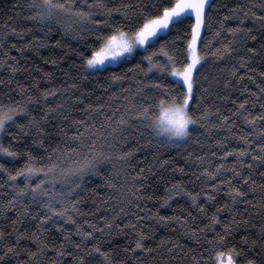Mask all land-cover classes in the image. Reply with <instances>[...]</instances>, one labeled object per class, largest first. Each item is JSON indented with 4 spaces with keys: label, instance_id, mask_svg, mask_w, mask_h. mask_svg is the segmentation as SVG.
<instances>
[{
    "label": "trees",
    "instance_id": "trees-1",
    "mask_svg": "<svg viewBox=\"0 0 264 264\" xmlns=\"http://www.w3.org/2000/svg\"><path fill=\"white\" fill-rule=\"evenodd\" d=\"M157 2L163 3L164 0H157ZM105 3L109 8H113L111 15L119 23H124L123 4L130 3L133 8L138 4L151 7V0H105ZM262 4L264 0H215V6L209 10L210 26L202 33L204 42L209 45V48L204 51L220 47L231 39L232 34L227 31L222 32L221 37L214 36L225 14L229 15V19L225 21L226 27L239 26L245 30L251 29L250 33L243 31L237 34L236 42L232 45L234 50L230 55L226 54L219 59L206 56V62L200 70V75L197 76V87L200 89L197 97L203 92L204 87L211 85L208 92L204 93L206 100L201 103L200 110L211 107L218 108L220 112L210 115L207 125L203 121H198L191 126L190 139L179 148H171L168 143H161V138L156 137L144 124H133L124 133L127 141L134 147L133 156L124 162L119 159V153H115V158L102 163L99 173H93L87 177L82 189L77 190L79 213L74 218L85 231H92L90 225L102 227L106 220L113 221L115 218L111 229H106L104 233L95 232L94 238H88L85 241L87 247L99 243L102 248L110 250L116 264L120 261H124L125 264H139L130 252H126L127 248L134 247L138 233L131 228L116 227L129 222L151 233V237L146 240L149 247L160 244L162 240H170L183 249L182 251L174 250L176 258L172 260L169 259L172 254L163 251L160 264H192L191 256L201 252L204 258L200 264H213L214 251H226L227 247L233 244L242 246L238 236L229 237L223 248L217 245L215 249L208 245L205 239V237L213 238L216 232H221L223 229V223L210 225L209 217L221 203L228 200L224 192L217 194L216 202L208 201L207 196L203 194L198 198L197 202L204 204L207 209L206 215L193 206L192 200L186 194L173 196L167 204L164 200L173 184H178L187 192L201 190L211 192L212 189L207 184L215 183V180H207L202 175V170L205 167L215 170L220 163H225L226 168H230L235 163L236 157L233 155L228 156L226 160L222 159L223 152L237 146H247L239 139V135H248L251 132L249 139L253 141L252 147L255 148V141L259 139L257 130L242 119L237 121L233 129L236 135L228 134L226 141L224 138L227 130L214 127L213 124L221 122L219 118L221 114L236 119L229 109L235 110L239 101L244 99L248 100L246 107L249 111L264 112V108L260 107L264 104V95L259 94L258 88V85L264 87V75H261L264 73V21L258 18L264 16ZM117 8L120 10L116 11ZM30 11L29 0H0V44L3 45L0 47V61L7 60V63H0V103L27 104L30 113L28 118H25L23 113L15 118L19 124L26 126V133L17 125L0 133V141L5 146L11 145L12 150L18 152L15 157L0 154V163H5L6 167L13 172L27 164L29 152L38 160L51 147L58 144L60 148H64L66 140L71 143V134L77 128L73 121L90 120L85 111L88 104L103 105L102 108L94 109L93 112L95 122L100 123L104 121V115L101 113L111 112L116 108L131 109L134 104L152 102L153 98H158L161 89L152 87L158 79L162 84L169 86L173 81L167 72L161 73L159 70L160 66L166 62V57L159 53L154 55L153 63L156 66L151 71L148 70V61L144 57L157 52L165 40L173 41L174 31L170 35L167 33L161 35L160 41L149 47L148 51H139L128 61L87 74L84 57L90 55L94 43H98L89 29H94L97 25L90 21L61 17L59 22L56 20L47 22L52 27V31L48 32L44 27L45 22L40 21L39 18L35 21L28 18ZM245 12H247L246 17ZM93 19H107V16L104 15V10H98ZM13 28L17 31L13 32ZM25 28L31 30L22 32L21 29ZM250 36L257 38L252 40ZM57 41L60 43L57 44ZM30 42L33 47H26ZM176 43L179 46L183 42ZM249 48H255L257 52H249ZM241 56H244L245 60L242 61ZM53 60L56 62L52 63ZM9 65H15L19 70L13 72ZM137 65L140 67L137 68ZM234 69L235 76L232 75ZM114 76L120 79H114ZM240 77L243 78L240 79ZM73 83L77 87L72 88ZM21 87L24 88V92H21ZM29 89L32 90L30 94L33 97L45 90L55 91L56 95L47 97V101L53 107L64 103V109L61 111L68 112L69 119L62 121L57 112H52L49 113V119L43 121L44 100H41L39 105L29 103L26 96ZM65 89L68 90L65 91ZM169 90L173 89L171 87L163 89V91ZM75 96L87 97V99L83 104L74 107L78 104L74 99ZM233 101L236 103L234 104ZM31 116H35L37 121H43L40 126L46 132H38L35 127L28 124ZM62 132L69 134L64 136ZM17 135L19 138H14ZM41 138L44 139L46 148H42L39 142H35ZM124 147L127 148L128 144L126 143ZM213 152L217 154L213 156ZM198 157L201 159H197ZM141 169L144 170L143 175L147 176L146 180H140L137 176ZM244 171L246 174L248 170ZM222 174L232 175L231 171L223 170ZM197 176L200 178L197 179ZM253 177L257 180V184L252 186L255 191L249 187L251 182L244 186L248 192L246 199L249 203H240L235 207L238 209L237 219L247 218L250 221L248 225L241 227L240 234L248 235L250 240H257L256 249L260 250L264 245V242L259 239L260 226L264 224V180L255 172ZM33 180L36 178L33 177ZM24 183L27 181L23 177L17 178V184L20 187H23ZM0 184H3V187H0V228L12 232V221L17 220L19 210L27 206V213L14 227L26 233L35 232L39 235L41 230L38 217L42 211L31 202L30 196H25L22 201H18L15 208L5 207L6 202L15 195V190L8 181L7 173L2 171H0ZM57 199L60 197L57 196ZM68 206L71 209V205ZM157 212L165 216L184 217L187 223L182 226L178 219L168 221L167 225L157 223L155 219ZM137 214L141 217L139 221L136 218ZM219 215L222 221L231 218L229 213L221 212ZM60 222L64 224L63 231L50 222L47 230L43 231L41 239L45 240L50 247L32 258L34 264H73L74 256L79 250L75 249L73 243L65 241L64 237L71 233V241L80 242L82 238L75 233L76 224ZM213 227L215 232L212 230ZM192 228L203 230L197 232V235L201 237V244H197L192 238ZM5 240L14 241L15 233L13 232L11 236L6 235ZM85 244H82V248ZM53 245L55 248L63 246L66 252L73 255L59 257L55 254V249L51 247ZM190 247L193 249L192 252L188 251ZM29 249L35 251L36 242L22 241L18 258L22 264H28ZM160 254L159 250L151 255L145 253L141 259L146 264H156L152 257Z\"/></svg>",
    "mask_w": 264,
    "mask_h": 264
},
{
    "label": "snow or ice",
    "instance_id": "snow-or-ice-1",
    "mask_svg": "<svg viewBox=\"0 0 264 264\" xmlns=\"http://www.w3.org/2000/svg\"><path fill=\"white\" fill-rule=\"evenodd\" d=\"M214 6L215 0H164L163 3L151 0L150 8L144 4H138L133 8L132 4L128 3L122 5L124 8V23H119L112 17L113 8H109L105 0H39L38 3L37 0H29L31 11L28 18L33 21L39 18L40 21L45 22L44 27L48 32L52 31V27L47 22L53 20L59 22L61 17L78 21H90L97 25L96 28L89 29L98 43H94L90 55L84 57L86 71L99 70L106 64L126 61L137 51L138 47H143L144 51H148L149 47L160 41L161 33L170 35L174 31L175 39L173 41L165 40L157 52L150 53L144 59L148 61V70L151 71L156 66L153 63L154 55L159 53L166 57V62L160 66L159 70L161 73L167 72L169 76L175 79L172 81L171 86L162 84L158 79L152 84L153 88L161 89L158 98H153L152 102L145 101L142 104H134L131 109L127 107L123 110L116 108L111 112L101 113L104 115V121L100 123L95 122L93 112L94 109H100L103 105L93 106L88 104L85 111L90 120L73 121L77 128L71 134V143L67 140L64 141V148H60L57 144L43 153L38 160L29 152L27 164L15 172L10 171L5 163H0V171L7 173L8 181L11 182V187L15 190V195L6 202L5 207L15 208L18 201H22L25 196H30L31 202L36 204L37 208L42 211V214L38 217L40 221L39 229L41 230L39 235L35 232L26 233L14 227L15 224L21 222V218L27 213V206L19 210L17 220L12 221V232L0 228V264H22L18 258L21 243L24 240L36 242V250L31 251L29 249L28 259V264H34L32 258L37 257L38 253L50 247L45 240L41 239L43 231L47 230L49 222L63 231L64 224L60 221L76 224L75 233L82 238L80 242H75L70 240L71 233L64 237L65 241L73 243L75 249L79 250L74 256L73 264H116L110 250L102 248L99 243L92 244L91 247H87V244H85L88 238H94L95 232L104 233L106 229H111L115 218H113V221L106 220L102 227L90 225L92 231H85L74 218L79 213L77 190L82 189L87 177L93 173H99L102 163L115 158V153H119V159L124 162H127L133 156L134 147L124 135L133 124H144L156 137L161 138V143L176 145L187 143L191 137V126L197 124L198 121H203L207 125L209 116L220 112L218 108L211 107L200 110L201 103L206 100L204 93L208 92L211 85L204 87L203 92L197 97V92L200 91L197 87V76L200 75V70L206 62V56H214L219 59L226 54L230 55L234 50L232 45L236 42L237 34L243 31L250 33L251 29L245 30L239 26L226 27L225 21L229 19V15L225 14L214 36L221 37L222 32L227 31L232 34L231 39L220 47L204 51V49L209 48V45L205 44L202 33L210 26L209 10ZM261 7H264V4ZM152 9H155V11H152ZM98 10H104L107 19H93ZM115 10L119 11L120 9ZM244 15L246 17L247 12ZM258 18L264 21V16ZM30 30L29 28L21 29L22 32ZM12 31L16 32L17 29L13 28ZM249 38L255 40L257 37L250 36ZM177 41L183 43L177 46ZM59 43L57 41V44ZM2 46L0 44V47ZM26 47H33V45L30 42ZM20 51H23V49H20ZM248 51L257 52L255 48H249ZM12 59L15 58L12 57ZM241 60H245V57L241 56ZM51 62L55 63L56 61ZM0 63H7V60L0 61ZM9 67L13 72L19 70L15 65H9ZM136 67L139 68L140 65ZM89 74L92 73L89 72ZM232 75H236L235 69ZM261 75H264V73ZM242 78L240 77V79ZM114 79H120V77L114 76ZM71 87L75 88L77 85L73 83ZM169 87L173 90L163 91V89ZM258 88L259 94L264 95V87L258 85ZM67 90L65 89V91ZM24 91V88L21 87V92ZM31 91L29 89L26 93L29 103L39 105L41 100H44L43 121H47L49 113L52 112H57L62 121L69 119V113L61 111L64 109V103H59L53 107L47 101V97L56 95L55 91L45 90L35 97L30 94ZM253 95L257 94L253 93ZM74 99L78 102L74 107H78L79 104L84 103L87 97L75 96ZM233 103L235 104L236 101H233ZM247 104V99L239 101L235 110L229 109L236 119L221 114L219 117L221 122L219 124L214 123L213 126L227 130L224 138L226 141L228 134L236 135L233 129L237 121L242 119L257 130L256 134L259 135V139L255 141V148L252 147L253 141L249 139V136L252 135L251 132L248 135H239V139L247 146H237L223 152L222 159L226 160L228 156L233 155L236 157L235 163L230 168H226L225 163H220L215 170H210L207 167L202 170V175L207 180H215V183L211 184H207V180L205 181L207 186L212 189L211 192L203 190L200 192H187L178 184H173L164 200V203L167 204L173 196L186 194L192 200L193 206L206 215L207 209L204 204L197 202L198 198L203 194L207 196L208 201L216 202L217 194L220 192L225 193L228 200L221 203L209 217L210 225L223 223V229L221 232H216L213 238L208 239L205 237V239L207 244L215 249L217 245L223 248L229 237L236 238L238 236L242 246L233 244L231 247H227L226 251H214L213 264H264V245L260 250H257V240H250L248 235L240 234L241 227L248 225L250 221L247 218L237 219L238 209L235 207L240 203H249V200L246 199L248 192L244 186L249 185V182H251L249 187L252 191H255L252 186L257 184V180L253 177V172L264 180V112L253 113L246 107ZM260 107L264 108V104H261ZM21 113L24 114L25 118L30 116L27 104L0 103V133H4L13 125H17L21 131L26 133V126L19 124L15 119ZM43 121H37L35 116H31L28 119V124L35 127L38 132H46L40 126ZM53 127H56V125H53ZM68 134V132H62L64 136ZM14 138L18 139L19 136L17 135ZM49 138L51 137L49 136ZM35 142H39L42 148L47 147L43 138ZM126 143L128 144L127 148L124 147ZM0 154L15 157L18 152L12 150L11 145L5 146L0 141ZM216 154L215 152L212 153L213 156ZM197 159L201 158L198 157ZM245 169L248 170L246 174ZM222 170L225 172L231 171L232 175H223ZM143 171L141 169L140 173L137 174L140 180L147 179V176L143 175ZM18 177H23L27 181L23 184V187L17 184ZM33 177L36 180H33ZM199 178L197 176V179ZM0 187H3V184H0ZM57 196L60 199H57ZM68 205H71V209ZM221 212L231 214V218L222 221L219 215ZM136 218L138 221L141 219L138 214ZM155 219L157 223L164 225H167V222L173 219L180 220L182 226L187 223L184 217L165 216L160 215L159 212L155 214ZM116 227L131 228L138 233L134 247L127 248L126 252H130L139 264H146L141 259L145 253L151 255L159 250L161 254L152 258L156 261V264H160L163 259V251L172 254L169 257L172 260L176 258L174 250H183L180 245L170 240H162L160 244L149 247L146 240L151 237V233L143 231L131 222L126 225H116ZM212 230L215 232L214 227ZM198 231L203 230L192 228L191 236L197 244H201V237L197 235ZM13 232L15 233V240H5V236H11ZM259 239L264 242V224L260 226ZM82 244H85L83 248ZM51 247L55 249V254L59 257L73 255V253L66 252L63 246L55 248L53 245ZM188 251L192 252L193 249L190 247ZM90 257L91 259H89ZM203 258V252L192 255V264H200ZM119 264H125V262L120 261Z\"/></svg>",
    "mask_w": 264,
    "mask_h": 264
},
{
    "label": "rangeland",
    "instance_id": "rangeland-1",
    "mask_svg": "<svg viewBox=\"0 0 264 264\" xmlns=\"http://www.w3.org/2000/svg\"><path fill=\"white\" fill-rule=\"evenodd\" d=\"M163 34H165V33H161L160 35H163ZM142 50H144V48L143 47H138V49H137V51L130 57V58H128L126 61H128V60H130L137 52H139V51H142ZM123 62H125V61H123ZM119 63H122V62H117V63H112V64H106L103 68H100L99 70H89V71H86V73L87 74H89V72H91L92 74L93 73H95V72H97V71H100V70H104L105 68H107V67H110V66H116V65H118ZM170 78L172 79V80H174L175 78L174 77H171L170 76ZM168 145L171 147V148H179L182 144H176V145H174V144H171V143H168Z\"/></svg>",
    "mask_w": 264,
    "mask_h": 264
}]
</instances>
